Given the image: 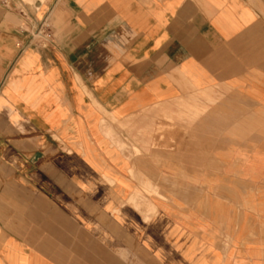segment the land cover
I'll use <instances>...</instances> for the list:
<instances>
[{"label":"crops","instance_id":"1","mask_svg":"<svg viewBox=\"0 0 264 264\" xmlns=\"http://www.w3.org/2000/svg\"><path fill=\"white\" fill-rule=\"evenodd\" d=\"M0 264H264V0H0Z\"/></svg>","mask_w":264,"mask_h":264},{"label":"built area","instance_id":"2","mask_svg":"<svg viewBox=\"0 0 264 264\" xmlns=\"http://www.w3.org/2000/svg\"><path fill=\"white\" fill-rule=\"evenodd\" d=\"M22 2H24V0H21ZM47 24L45 22V19L40 20L39 22H37V24H35L34 27V34L35 35H41L44 34L46 31Z\"/></svg>","mask_w":264,"mask_h":264},{"label":"rangeland","instance_id":"3","mask_svg":"<svg viewBox=\"0 0 264 264\" xmlns=\"http://www.w3.org/2000/svg\"><path fill=\"white\" fill-rule=\"evenodd\" d=\"M25 3H32L33 0H24Z\"/></svg>","mask_w":264,"mask_h":264}]
</instances>
